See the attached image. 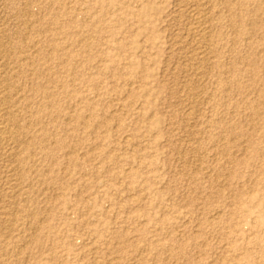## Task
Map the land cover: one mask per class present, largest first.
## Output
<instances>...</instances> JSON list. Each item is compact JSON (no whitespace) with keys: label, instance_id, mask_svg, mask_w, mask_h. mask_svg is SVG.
I'll list each match as a JSON object with an SVG mask.
<instances>
[{"label":"rangeland","instance_id":"obj_1","mask_svg":"<svg viewBox=\"0 0 264 264\" xmlns=\"http://www.w3.org/2000/svg\"><path fill=\"white\" fill-rule=\"evenodd\" d=\"M0 45V264H264V0H0Z\"/></svg>","mask_w":264,"mask_h":264},{"label":"bare ground","instance_id":"obj_2","mask_svg":"<svg viewBox=\"0 0 264 264\" xmlns=\"http://www.w3.org/2000/svg\"><path fill=\"white\" fill-rule=\"evenodd\" d=\"M181 1V0H180ZM212 1V0H211ZM201 3V2H200ZM213 3V2H212ZM29 4V3H28ZM212 5V4H211ZM214 5V4H213ZM28 7V6H27ZM198 7V6H197ZM201 8V7H200ZM50 10V9H49ZM203 11V10H202ZM211 11V10H210ZM208 13H209V11H208ZM207 13V15L209 16L210 14H208ZM213 15V14H212ZM211 15V16H212ZM208 16L206 17V18H208ZM195 17V16H194ZM203 17V16H202ZM213 17V16H212ZM198 18V17H197ZM211 17H209V19H210ZM202 19V18H201ZM209 19H204L205 20V22H204V24H206V23H212V22H210V20ZM199 20V19H198ZM203 20V21H204ZM211 20H212V18H211ZM201 22H202V20H201ZM218 22H220V21H218ZM221 23V22H220ZM53 25V24H52ZM201 26H202V24H200ZM208 25V24H207ZM210 25H213V24H210ZM192 26V25H191ZM204 26V25H203ZM217 26V25H216ZM200 27V26H199ZM198 27V28H199ZM240 27V26H239ZM197 28V29H198ZM206 28V27H205ZM204 28V29H205ZM203 29V28H202ZM203 29V30H204ZM209 29V28H208ZM206 30H207V28H206ZM197 31V30H196ZM203 32H205V31H203ZM211 32V31H210ZM213 32V31H212ZM208 33V32H207ZM205 34V33H204ZM207 35V34H206ZM211 35V34H210ZM210 37V36H209ZM205 38V37H204ZM206 38H207V36H206ZM211 39V38H210ZM209 39V40H210ZM206 41V40H205ZM211 43V42H210ZM212 44V43H211ZM1 46V45H0ZM211 46V45H210ZM200 47V46H199ZM33 48V47H32ZM207 48V47H206ZM2 49L3 48H1L0 47V52L2 51ZM208 49V48H207ZM55 50V53H57L58 52V49L57 48H55L54 49ZM206 50V49H205ZM201 52H203V51H201ZM8 53V52H7ZM206 53V52H205ZM218 54V53H217ZM1 56V55H0ZM210 56V55H209ZM208 56V57H209ZM204 57V56H203ZM207 57V56H206ZM33 59V58H32ZM236 59V58H235ZM208 60V59H207ZM205 61V60H204ZM202 65V64H201ZM210 65V64H209ZM3 67V66H2ZM214 67V66H213ZM235 67V66H234ZM202 68V67H201ZM2 69V68H1ZM5 69V68H4ZM3 69V70H4ZM222 69V68H221ZM10 70V69H9ZM5 71V70H4ZM4 71L2 72V71H0V154H2V152H5V151H9V152H11V155L12 154H14V151L15 152H17V150L19 149V148H21V147H23L24 145L23 144H25V142H23V140H22V136H23V132H22V128H20V126H19V124H21V123H19L20 122V116H18V115H16L15 114V112L13 111V104L15 103V100L13 99V97H11V93H10V87H11V83H10V80L5 76L6 74H7V72H6V74L4 73ZM47 71V70H46ZM210 72V71H209ZM9 73V72H8ZM231 74V73H230ZM229 74V75H230ZM14 76V75H13ZM203 76V75H202ZM204 77H206V76H204ZM239 79V78H238ZM55 85V84H54ZM16 86V85H15ZM44 87V86H43ZM18 89V88H17ZM20 89V88H19ZM12 91V90H11ZM16 91H18V90H16ZM25 91V90H24ZM41 92H43L45 95H47L48 97H50L51 95H52V93H51V90H49V89H44V88H42V90H41ZM40 92V93H41ZM13 93V92H12ZM56 93V92H55ZM11 94V95H10ZM66 97V96H65ZM20 98V97H19ZM24 98V97H23ZM22 98V99H23ZM30 99V98H29ZM16 103H17V101H16ZM16 106V105H15ZM17 107V106H16ZM15 107V108H16ZM48 109V107L46 106L44 109H42L41 110V112L42 113H45L46 112V110ZM29 110V109H28ZM19 111V110H18ZM62 111V110H61ZM21 112H22V110H21ZM32 112V111H31ZM16 113H18V112H16ZM20 113V112H19ZM29 114V113H28ZM20 115H21V113H20ZM35 115V114H34ZM45 115V114H44ZM89 116V115H88ZM29 118V117H28ZM88 118V117H87ZM23 119V118H22ZM22 119H21V121H22ZM30 119V118H29ZM67 119V118H66ZM70 119V118H69ZM89 119V118H88ZM87 120V119H86ZM221 122V121H220ZM31 123V122H30ZM37 123V122H36ZM29 126H27V128H28ZM25 129V128H24ZM29 130V129H28ZM33 131V130H32ZM28 132V131H27ZM56 132V131H55ZM24 136H25V134H24ZM27 136V135H26ZM26 138V137H25ZM28 138V137H27ZM26 138V139H27ZM249 139V138H248ZM25 140V139H24ZM28 142V141H27ZM34 143V142H33ZM25 146H26V144H25ZM28 147V145L26 146V148ZM40 147V146H39ZM23 150V149H22ZM8 153V152H7ZM18 153V152H17ZM17 153H15L16 155H17ZM229 153V152H228ZM14 154V155H15ZM225 154V153H224ZM21 155V154H20ZM19 155V156H20ZM43 156V155H42ZM34 157V156H33ZM20 158V157H19ZM29 159V158H28ZM7 160V159H6ZM20 160V159H19ZM27 159H23L22 161H21V163L23 162V163H25V161H26ZM34 160V159H33ZM18 162H20V161H18ZM22 163V164H23ZM27 163V162H26ZM35 163V162H34ZM15 166H16V164H15ZM20 166V165H19ZM13 167V166H12ZM5 169V168H4ZM11 169V168H10ZM1 171V170H0ZM27 172V171H26ZM13 174V173H12ZM25 174V173H24ZM29 174V173H28ZM8 175V174H7ZM20 175V174H19ZM3 176V175H2ZM15 176V175H14ZM24 176V175H23ZM25 176H27V175H25ZM24 176V177H25ZM21 177V176H20ZM23 177V178H24ZM30 177V176H29ZM19 178V177H18ZM17 178V179H18ZM22 178V179H23ZM25 179H27V178H25ZM29 179V178H28ZM31 179V178H30ZM12 184V183H11ZM24 184V183H23ZM22 184V185H23ZM22 187V186H21ZM20 189V188H19ZM30 190V189H29ZM3 191V190H2ZM5 192V191H4ZM16 193V192H15ZM12 194H14V193H12ZM8 195V194H7ZM16 197V196H15ZM7 199V198H6ZM17 199V198H16ZM4 200V199H3ZM13 201V200H12ZM4 205V204H3ZM17 205V204H16ZM6 215V214H5ZM25 217V216H24ZM23 221V220H22ZM3 227V226H2ZM6 227V226H5ZM8 227V226H7ZM15 229V228H14ZM40 229V228H39ZM39 231V230H38ZM35 232H37V231H35ZM35 236V235H34ZM16 239V238H15ZM28 239V238H27Z\"/></svg>","mask_w":264,"mask_h":264}]
</instances>
